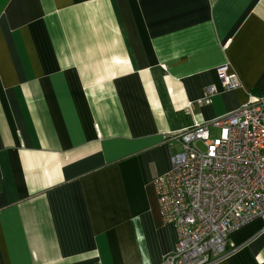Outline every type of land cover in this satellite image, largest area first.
Masks as SVG:
<instances>
[{"label":"crops","instance_id":"1","mask_svg":"<svg viewBox=\"0 0 264 264\" xmlns=\"http://www.w3.org/2000/svg\"><path fill=\"white\" fill-rule=\"evenodd\" d=\"M248 93L264 94V0H0V264H163L167 134ZM210 264H264V220Z\"/></svg>","mask_w":264,"mask_h":264},{"label":"built area","instance_id":"2","mask_svg":"<svg viewBox=\"0 0 264 264\" xmlns=\"http://www.w3.org/2000/svg\"><path fill=\"white\" fill-rule=\"evenodd\" d=\"M217 71L224 91L241 86L228 62ZM216 91L207 86L197 103H209ZM167 138L171 166L153 185L162 220L174 225L177 240L163 264H210L227 252L234 229L264 220V94L248 93L236 110Z\"/></svg>","mask_w":264,"mask_h":264},{"label":"rangeland","instance_id":"3","mask_svg":"<svg viewBox=\"0 0 264 264\" xmlns=\"http://www.w3.org/2000/svg\"><path fill=\"white\" fill-rule=\"evenodd\" d=\"M214 134H215V131L213 130V131H212V135H214Z\"/></svg>","mask_w":264,"mask_h":264}]
</instances>
